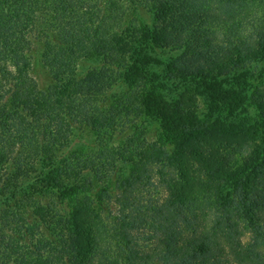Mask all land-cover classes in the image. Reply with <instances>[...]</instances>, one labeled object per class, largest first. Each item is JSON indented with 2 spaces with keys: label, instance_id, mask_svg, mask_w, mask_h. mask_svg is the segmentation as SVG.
<instances>
[{
  "label": "trees",
  "instance_id": "1",
  "mask_svg": "<svg viewBox=\"0 0 264 264\" xmlns=\"http://www.w3.org/2000/svg\"><path fill=\"white\" fill-rule=\"evenodd\" d=\"M187 82L244 117L179 126L162 98ZM84 128L95 151L67 152ZM6 183L29 196L0 211V264H264V0H0Z\"/></svg>",
  "mask_w": 264,
  "mask_h": 264
},
{
  "label": "rangeland",
  "instance_id": "2",
  "mask_svg": "<svg viewBox=\"0 0 264 264\" xmlns=\"http://www.w3.org/2000/svg\"><path fill=\"white\" fill-rule=\"evenodd\" d=\"M42 43H44L43 40L39 43V45L34 46L31 52L30 74L38 82L39 88L43 90L50 84V77L48 76L47 69L41 62L40 49L41 45H43ZM153 59L158 62L165 61V59L159 57H153ZM94 61L95 59H89L86 63L80 62L76 68V74L83 75V72L86 71L88 65ZM243 74L244 72L241 70H232L229 73L224 74L220 77V79L227 82L229 79L236 80ZM123 91L118 93L116 92L114 97L110 100L113 101L118 98L121 94H123ZM180 96L181 98L179 99ZM178 101H185L184 103L187 106L183 121L179 124V126L183 125L187 129L197 126V123H202L201 130L205 127L216 129L223 127L224 124L231 119V116H235L236 118L239 117V119L244 117V115L241 114V111L237 108L238 99H234L230 91L226 89L225 85H223L220 89L215 86H211V88L204 93V91L200 90L199 84L194 82L184 83L163 95L161 107L164 110H169V116H172L173 107ZM183 102L182 104L185 105ZM177 120L178 119L176 117H173V119H169V124L171 125ZM118 123L119 128L116 130L117 132L115 137L123 135L127 131L128 121L122 120ZM145 126L146 130L150 131L151 138L155 139V128L151 122H147ZM73 138L74 140L68 145L67 152L76 150L77 153H82L83 155L85 153L87 154L95 151V137L89 129L84 128V131H77ZM9 183H6V186H0V211L7 208L11 210L14 203L19 202L26 194L29 193L27 190H24L26 194L23 193V191H15L13 190V186H10Z\"/></svg>",
  "mask_w": 264,
  "mask_h": 264
}]
</instances>
